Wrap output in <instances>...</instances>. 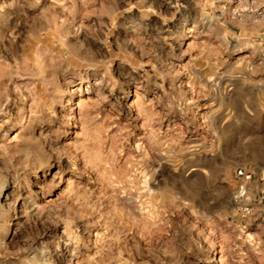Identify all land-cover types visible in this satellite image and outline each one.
<instances>
[{"label": "rangeland", "instance_id": "obj_1", "mask_svg": "<svg viewBox=\"0 0 264 264\" xmlns=\"http://www.w3.org/2000/svg\"><path fill=\"white\" fill-rule=\"evenodd\" d=\"M220 6L0 0V264H264V16Z\"/></svg>", "mask_w": 264, "mask_h": 264}, {"label": "built area", "instance_id": "obj_2", "mask_svg": "<svg viewBox=\"0 0 264 264\" xmlns=\"http://www.w3.org/2000/svg\"><path fill=\"white\" fill-rule=\"evenodd\" d=\"M221 2L218 11L227 19H242L252 17L256 20L257 17L264 16V0H217ZM264 33V31H262ZM261 191L264 194V171L260 177ZM240 196L242 193L239 194ZM251 208L249 206L241 207V211L249 213Z\"/></svg>", "mask_w": 264, "mask_h": 264}, {"label": "crops", "instance_id": "obj_3", "mask_svg": "<svg viewBox=\"0 0 264 264\" xmlns=\"http://www.w3.org/2000/svg\"><path fill=\"white\" fill-rule=\"evenodd\" d=\"M216 16H218V18H222V19L225 20V17L220 13V11H217V15ZM239 30L241 31V29H239ZM262 31H264V30H262ZM262 31L260 32L261 35L264 34Z\"/></svg>", "mask_w": 264, "mask_h": 264}]
</instances>
